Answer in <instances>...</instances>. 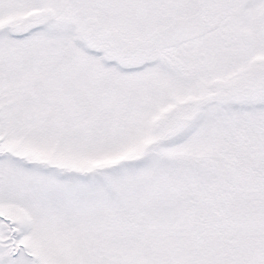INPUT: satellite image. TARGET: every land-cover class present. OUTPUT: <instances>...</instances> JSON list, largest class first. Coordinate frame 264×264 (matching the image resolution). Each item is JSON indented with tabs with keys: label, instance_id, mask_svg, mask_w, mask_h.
Returning <instances> with one entry per match:
<instances>
[{
	"label": "snow or ice",
	"instance_id": "snow-or-ice-1",
	"mask_svg": "<svg viewBox=\"0 0 264 264\" xmlns=\"http://www.w3.org/2000/svg\"><path fill=\"white\" fill-rule=\"evenodd\" d=\"M0 264H264V0H0Z\"/></svg>",
	"mask_w": 264,
	"mask_h": 264
}]
</instances>
